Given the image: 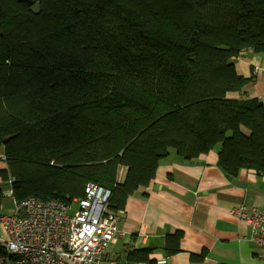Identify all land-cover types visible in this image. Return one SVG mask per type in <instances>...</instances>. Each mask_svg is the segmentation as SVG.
Listing matches in <instances>:
<instances>
[{
  "label": "trees",
  "instance_id": "obj_1",
  "mask_svg": "<svg viewBox=\"0 0 264 264\" xmlns=\"http://www.w3.org/2000/svg\"><path fill=\"white\" fill-rule=\"evenodd\" d=\"M33 5L0 0V207L7 182L16 202L67 205L94 184L117 216L170 154L191 161L217 147L229 177L264 176V104L235 67L244 51L264 55V0ZM182 238L167 236L169 256ZM151 255L125 259L157 264Z\"/></svg>",
  "mask_w": 264,
  "mask_h": 264
},
{
  "label": "crops",
  "instance_id": "obj_2",
  "mask_svg": "<svg viewBox=\"0 0 264 264\" xmlns=\"http://www.w3.org/2000/svg\"><path fill=\"white\" fill-rule=\"evenodd\" d=\"M235 67L239 75L250 79L246 94L264 104V55L244 51ZM218 151L219 147L199 157L195 161L204 165L198 166L185 165L175 153L170 154L150 187L130 196L125 210L117 214L118 227L126 236L113 242L98 264H115L143 248L152 250L151 259L157 264L168 260L171 264H264V248L251 241L249 225L230 214L239 205L264 211V188L233 185L218 166ZM6 169L3 148L0 171ZM233 179L264 184V176L252 170H242ZM7 186L10 196V182ZM178 231L183 233L181 252L169 256L166 238ZM6 239L0 225V246ZM202 253L204 263L192 261V255Z\"/></svg>",
  "mask_w": 264,
  "mask_h": 264
},
{
  "label": "built area",
  "instance_id": "obj_3",
  "mask_svg": "<svg viewBox=\"0 0 264 264\" xmlns=\"http://www.w3.org/2000/svg\"><path fill=\"white\" fill-rule=\"evenodd\" d=\"M110 195V190L89 184L85 197L73 205L38 198L15 201L14 215L0 211L7 236L0 264L100 263L110 244L126 236L117 217L106 214ZM230 214L247 223L251 241L264 248V211L239 205Z\"/></svg>",
  "mask_w": 264,
  "mask_h": 264
},
{
  "label": "water",
  "instance_id": "obj_4",
  "mask_svg": "<svg viewBox=\"0 0 264 264\" xmlns=\"http://www.w3.org/2000/svg\"><path fill=\"white\" fill-rule=\"evenodd\" d=\"M25 1H28L29 3L31 4H34L33 5V9L34 10H37L38 9V3L41 1V0H25ZM9 139H5L4 140V143H6ZM185 165H190V166H194V165H204V163H201V162H197L195 160H191V161H188V160H185L184 162ZM218 166L220 167V163L218 162ZM220 170L222 171V173L228 178V180L235 186L239 187V188H248V189H251V188H255V189H263L264 188V184L262 183H259V184H251V183H246V182H242L238 179H233L231 177H229L224 171L223 169L220 167ZM115 264H131V263H128L126 260H118ZM167 264H171L170 260L167 261Z\"/></svg>",
  "mask_w": 264,
  "mask_h": 264
},
{
  "label": "rangeland",
  "instance_id": "obj_5",
  "mask_svg": "<svg viewBox=\"0 0 264 264\" xmlns=\"http://www.w3.org/2000/svg\"><path fill=\"white\" fill-rule=\"evenodd\" d=\"M2 149L3 147H0V151H2ZM8 190H9L8 186L3 185V198L1 203V207H2L1 211L4 215H14L16 212L15 201L13 197L8 196Z\"/></svg>",
  "mask_w": 264,
  "mask_h": 264
}]
</instances>
